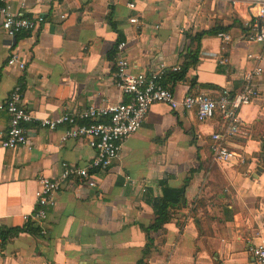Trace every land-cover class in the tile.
<instances>
[{
	"label": "crops",
	"instance_id": "0c3cea01",
	"mask_svg": "<svg viewBox=\"0 0 264 264\" xmlns=\"http://www.w3.org/2000/svg\"><path fill=\"white\" fill-rule=\"evenodd\" d=\"M7 2L16 15L44 23L13 42L0 29V142L10 119L2 106L18 82L23 108L38 119L127 102L114 78L121 42L134 74L160 65L182 68L196 54L183 81L165 79L177 101L196 93L215 97L223 89L238 93L255 65L248 55L262 57L263 72L254 81L257 97L239 113L247 137L225 142L235 154L227 164L211 160L218 120L199 123L193 112L155 104L111 167L93 172L95 187L81 179L62 185L42 225L24 220L38 176L57 179L64 165L86 167L95 151L87 139L62 143L64 128L29 125L30 150L0 148V232L30 225L33 233L0 242V264H139L147 244L142 227L155 218L145 193L158 198L164 187L182 190L183 200L163 230L150 234L147 264H255L249 248L264 241V46L244 41L239 14L201 0H138L134 11L123 0ZM217 30L232 40L227 67L218 64ZM205 33L199 45L193 41ZM13 54L23 72L7 67Z\"/></svg>",
	"mask_w": 264,
	"mask_h": 264
},
{
	"label": "built area",
	"instance_id": "2783aa9c",
	"mask_svg": "<svg viewBox=\"0 0 264 264\" xmlns=\"http://www.w3.org/2000/svg\"><path fill=\"white\" fill-rule=\"evenodd\" d=\"M126 7L134 11L138 0H123ZM227 4L242 18L244 41L264 46V0H201ZM243 8V9H242ZM246 10L240 15V10ZM137 24L136 18L130 20ZM44 23L43 17L26 18L16 15L7 0H0V29L13 42L17 37L29 36ZM220 42L218 56L219 66L229 65V46L231 37L226 33L216 36ZM124 42L115 48V84L127 102L120 104H105L104 106H90L77 113L38 119L23 108V82H18L10 91L2 108L9 115L6 137L0 142L3 150H15L19 147L32 148L28 141L27 127L38 123L41 129L48 132L64 128L61 142L69 140L87 139L89 146L95 151L90 164L86 167L64 165L57 179H50L41 174L37 178L35 203L30 214L24 217L25 222L42 225L48 218L49 210L56 205L57 194L64 184L77 179L84 180L88 187H95L94 171H104L111 167L118 158L124 142L135 134L146 121L150 108L155 104L167 106L171 111L182 108L193 112L199 123L214 119L219 122V132L211 135V160L222 167L235 154L226 149L228 139L246 138L248 133L244 128L239 113L242 108L249 106L257 97L254 81L258 79L263 68L261 56L248 55L255 65L245 73L242 89L236 94H230L223 89L211 97L204 93L187 94L181 101H177L171 90L162 85V79L168 71L178 72L179 66L165 68L158 66L148 73L134 74L126 59ZM8 68H16L20 72L25 70V64L13 54L7 59ZM240 158L243 163V159ZM129 181V180H128ZM255 264H264V241L249 248Z\"/></svg>",
	"mask_w": 264,
	"mask_h": 264
},
{
	"label": "trees",
	"instance_id": "16d2710c",
	"mask_svg": "<svg viewBox=\"0 0 264 264\" xmlns=\"http://www.w3.org/2000/svg\"><path fill=\"white\" fill-rule=\"evenodd\" d=\"M218 33H225L224 30H217L214 32V35L217 36ZM244 33V30H243ZM210 33L199 34L193 41H196L199 45L201 38ZM190 59V58H189ZM196 63V54L190 59V61L183 66L180 67V71L172 72L168 71L165 77L162 79V85L164 86L165 79H171L172 81H183L185 79L187 71L194 66ZM264 144V141H263ZM183 200V191L182 190H173L167 187L162 189V195L158 198H153L150 193H145V202L152 206L154 211V221L149 227H142V230L146 234L147 244L145 246L144 259L139 264H147V260L150 257V251L153 246V240L150 237L151 233L158 232L163 230L164 226L171 220L172 218V207L180 204ZM200 205H203V201L199 202ZM22 232L33 233L31 226H26L24 229H16L11 231H1L0 232V242L4 243L9 237L18 236ZM36 232V231H35Z\"/></svg>",
	"mask_w": 264,
	"mask_h": 264
}]
</instances>
